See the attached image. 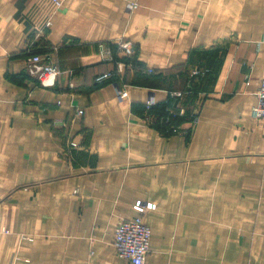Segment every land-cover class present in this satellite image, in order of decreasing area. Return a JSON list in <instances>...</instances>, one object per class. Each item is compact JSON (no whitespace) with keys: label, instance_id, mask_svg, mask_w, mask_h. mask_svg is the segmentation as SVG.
Wrapping results in <instances>:
<instances>
[{"label":"crops","instance_id":"obj_1","mask_svg":"<svg viewBox=\"0 0 264 264\" xmlns=\"http://www.w3.org/2000/svg\"><path fill=\"white\" fill-rule=\"evenodd\" d=\"M61 1L0 0V264H131L113 229L146 201L145 264H264V122L251 114L264 0ZM124 38L153 73H126L118 96L92 80L111 66L100 43ZM33 52L60 66L53 86L28 72ZM197 59L211 70L198 120L163 134L141 106L191 91Z\"/></svg>","mask_w":264,"mask_h":264},{"label":"built area","instance_id":"obj_2","mask_svg":"<svg viewBox=\"0 0 264 264\" xmlns=\"http://www.w3.org/2000/svg\"><path fill=\"white\" fill-rule=\"evenodd\" d=\"M56 5H60L62 3L61 0H54ZM135 6V3L130 4V6ZM45 25H50V21H46ZM117 47L115 52L119 54V58L115 57L114 49L111 44L108 43H100L101 53L103 58L111 63V66L108 69L103 71H98L95 73V77L93 81L102 82L104 79L110 77H119L121 78L125 75L127 70H144L147 72L153 71L150 67H144L142 64H138L137 61H134L133 57L136 52V45L130 39H118ZM27 69L30 74H32L38 80V84L42 86L51 87L54 82L57 81L58 75L61 71L60 66L57 62L50 60L49 57L42 55L39 52H33L27 56ZM203 70L197 66H191L189 75L194 74H202ZM115 85L116 93L118 96L124 93V83L112 81ZM120 83V84H119ZM68 87L73 86V83L67 82ZM181 93V90L172 89L170 94L176 96ZM257 96V101L251 107V114L253 117L259 118L264 122V76L260 79L257 89L255 91ZM155 102V99L152 96L145 101L146 108L150 107L151 104ZM82 108L74 109V116H79L82 114ZM169 111V110H168ZM184 108L182 106L179 107L178 112L183 113ZM198 112L197 110H192V115L190 119L187 121L188 125L193 126L198 120ZM146 119L148 122L153 120V116L150 114L146 115ZM170 119V113L164 117V121ZM185 123V122H184ZM179 131L185 133L182 127L175 126ZM77 144V141L74 139L66 140L67 147H72ZM154 203L151 201H146L141 204H137L138 214L133 217H125L120 219L114 229H113V237L112 243L118 255L128 258L131 264H145V257L149 250V239L151 235V230L149 225L143 219L141 211H144L146 208L154 207ZM0 231L7 232V227L1 223L0 221Z\"/></svg>","mask_w":264,"mask_h":264},{"label":"trees","instance_id":"obj_3","mask_svg":"<svg viewBox=\"0 0 264 264\" xmlns=\"http://www.w3.org/2000/svg\"><path fill=\"white\" fill-rule=\"evenodd\" d=\"M112 48L114 49V55L115 57L119 58V54L117 52H115L116 47H117V42L109 40L108 41ZM134 61H137L138 64H141V61L138 60L137 57H133ZM200 60H191V62H188L185 65V68L187 70H189V68H191V66H193L194 64H197L200 66L201 62H199ZM134 71V70H133ZM138 71H142L141 69H139ZM144 71V70H143ZM210 71V72H209ZM208 72H203L202 74H194V75H190L191 77L189 79H192L191 84H190V88L191 91L188 92H184L181 91V93L179 95H172L170 94V91H168V93L166 94V98L163 99L162 101H155L153 104L150 105V107L146 108L145 103L142 104L140 112H142V115H147L150 114L153 116V120L151 122H149L151 125H153L154 127L157 128V130H159L160 132H162L163 134H171L172 132H177L179 129H177L175 126H180L182 127V129H184L185 134L188 136V134H190L191 131V126L190 125H184V122H187L191 115H192V110H193V105L195 103V98H196V91L201 88L203 82L206 80V78L210 75L211 70H209ZM130 72L129 70H127L125 72L126 73ZM145 73H153V71L151 72H147L144 71ZM189 76V73H185V79ZM121 79H125V77H110L107 79H104V81H115V82H120L121 83ZM104 81L102 82H95L92 80L93 85H99L104 83ZM119 83V84H120ZM182 106L184 108L183 113H179V107ZM144 107V109H143ZM169 110V111H168ZM167 112L170 113V119L164 121V117L167 114ZM145 113V114H144Z\"/></svg>","mask_w":264,"mask_h":264}]
</instances>
